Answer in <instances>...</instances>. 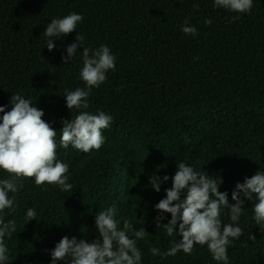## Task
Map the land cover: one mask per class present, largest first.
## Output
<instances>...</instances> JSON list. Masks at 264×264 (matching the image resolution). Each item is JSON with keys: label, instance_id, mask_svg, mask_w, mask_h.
I'll list each match as a JSON object with an SVG mask.
<instances>
[{"label": "trees", "instance_id": "obj_1", "mask_svg": "<svg viewBox=\"0 0 264 264\" xmlns=\"http://www.w3.org/2000/svg\"><path fill=\"white\" fill-rule=\"evenodd\" d=\"M73 12L84 19L72 33L52 38L56 47L49 51L46 26ZM184 26L198 35L184 33ZM77 34L82 45L64 64ZM102 45L116 57L115 69L91 89L87 109L69 110L66 92L87 90L80 76L83 49L91 55ZM17 94L56 129L57 160L69 166L65 175L73 187L62 191L20 178L23 187L9 193L14 210L0 212L5 223L16 225L4 237L7 264H51L50 251L64 236L100 239L95 215L113 207L120 230L124 221L130 224L129 238L142 227L148 232L136 240L140 264H223L207 245H194L191 254L153 256L151 248L164 253L181 239L166 232L170 213L157 227L154 206L166 197L180 162L221 177L219 191L228 193L229 203H235L237 182L264 172V0H253L248 13L215 7L214 0H0V106L10 111V97ZM80 111L113 117L99 150L59 145L62 120ZM152 175L169 176L160 192L149 183ZM11 178L0 169V181ZM257 202L245 200L237 222L229 208L222 209V225L244 232L228 247L229 264H264ZM30 208L36 216L28 221Z\"/></svg>", "mask_w": 264, "mask_h": 264}, {"label": "clouds", "instance_id": "obj_2", "mask_svg": "<svg viewBox=\"0 0 264 264\" xmlns=\"http://www.w3.org/2000/svg\"><path fill=\"white\" fill-rule=\"evenodd\" d=\"M214 6L236 13H248L253 0H214ZM83 19L81 14L75 12L52 19L44 31L49 37L48 50L56 47L52 38L72 33ZM205 23L210 25L212 21L206 20ZM182 30L186 34L198 35L197 29L192 26H184ZM83 40L84 37L77 34V42L70 44L66 49L67 56L62 57L64 64L76 53ZM115 62L116 57L108 46H100L91 55L90 49L84 48L80 76L87 90L77 88L66 92L67 108L87 109L91 89L106 81V73L115 69ZM9 102L10 111H6L7 106H0V113H3L0 117V169L12 174V178L0 181V212L14 210L15 196L9 198V193H16L18 187H23L20 178H34L37 186L55 184L62 191H71L73 187L65 175L69 166L57 160V131L42 119L44 112L18 94L12 95ZM112 121L113 117L103 111L98 114L80 111L74 119L62 120L59 145L63 148L71 145L85 153L99 150L105 142L102 130L109 128ZM168 180L167 175L162 178L152 175L149 183L156 192H160L161 184ZM171 182V188L164 190L166 197L154 206L160 213L155 222L159 227L164 219L163 214L170 213L171 219L164 224L166 232L169 236L177 233L181 239L164 253L156 247L151 248L153 256H174L180 251L191 254L194 245H207L215 261L229 264L228 247L244 232L233 223L222 225V209L229 208L231 221L237 222L243 213L244 201L255 198L258 201L254 205L255 222L257 225L264 224V172L257 171L251 178L246 177L243 183L237 182L231 194L235 203H229L226 191H219L221 177L213 178L205 171L198 172L183 162L177 163ZM35 216L34 208L27 210L28 221L35 219ZM95 225L100 239L87 242L75 236L62 237L50 251L51 264L58 261L64 264H140L142 255L136 240L145 238L148 234L145 228L133 231L136 239L129 238L127 232L130 224L124 221V230H120L114 207L97 213ZM15 230L14 220L5 223L0 218V264H7L9 260L4 237ZM248 239L255 241L256 237L249 234Z\"/></svg>", "mask_w": 264, "mask_h": 264}]
</instances>
